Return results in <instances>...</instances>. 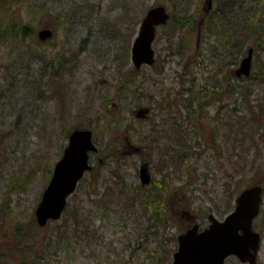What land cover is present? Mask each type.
<instances>
[{"label":"rangeland","instance_id":"rangeland-1","mask_svg":"<svg viewBox=\"0 0 264 264\" xmlns=\"http://www.w3.org/2000/svg\"><path fill=\"white\" fill-rule=\"evenodd\" d=\"M205 1L133 0V5L128 3V11L123 12L122 0H72L71 6L82 7L77 17L85 24H73L74 21L70 18L69 23H60L58 28L56 16L44 18L41 11L35 25L37 30L51 28V25L42 24L41 19L44 20L43 23L47 21L50 24L54 21L57 24L56 36L43 41L39 39L38 31L36 39L30 40L20 32L4 30L19 17H13L9 12L2 20L3 15L0 14V88L9 89L10 82L4 79L9 81L10 76L16 73L17 79L15 77L13 80L17 82L10 89L21 85V82L29 85V88L20 91L18 95H13L14 90H10L9 94L0 97V201L11 179L17 175L32 173L27 180V188L12 193L8 204L0 212V264H19L21 260L30 258L32 260L29 263H36L37 253L32 249L41 247V244L37 241V244L30 245L36 241L34 237L29 240L30 244L24 243L14 230V225L26 224L30 219L27 217L34 214L54 165L61 157L68 135L74 128H91L98 151L91 154L93 168L79 183L78 194L73 201L86 199V188L92 177L101 180L98 186H93V194L102 196L107 190L106 186L110 184L113 192L116 193L115 189L119 190L116 183L121 181L118 179L119 171L114 170V161L110 160L119 147L124 153L123 170L127 176V184H142L139 167L147 163L152 181L146 186L151 187V192L158 193V188L167 185L166 189L169 191L166 194L164 191V195H170L169 198L172 199L170 210L174 223L179 228L194 223H198L201 228L205 227L209 222L207 216L210 212L222 219L223 213L234 208L241 189L264 181V129L261 126L264 124V35L260 36V31L247 34L241 51L236 53L237 49H233L232 58L239 54L238 62L231 65L235 74L234 70L239 67L248 48H254L251 78L232 77L229 83L223 81V87L220 88L221 93L224 90L223 99L215 105L208 107L205 100L202 108H198L196 112L179 109L182 103L179 96L186 97L184 89L192 85L191 76L204 78H200L201 83H208V90L212 92L218 65L229 61L228 56H225L220 61L215 59L216 62L212 64L215 58L213 45L218 41L216 36L209 38L208 33H203L202 30L201 20L207 9ZM156 3L165 5L170 14L177 15L179 19L168 21L158 28L153 44L155 63L152 66L143 65L138 69L136 78L131 79L129 75H133L132 72L135 74L131 70V49L128 61L125 58L132 16H138L140 22L142 15ZM262 5L264 6V0L256 1L254 13L255 17L260 16L264 20ZM2 9L4 5L0 7V12ZM26 9L31 11L36 7L31 5ZM26 9L20 11V16L27 19L29 13ZM57 9L52 12L57 14ZM88 14H93L94 19L90 21L91 15L88 17ZM122 17H129L123 26ZM191 19L193 23H189ZM261 28L264 29L263 26ZM117 33L124 36L119 38ZM110 34H116L117 38H111ZM170 34L173 38L169 43ZM59 52L64 59L69 60L68 66L73 70L71 76L64 79L53 78L52 69L49 68L52 55L57 54L56 57L61 59ZM41 56L43 61L39 62L37 58ZM125 74L131 79L129 85L125 88L118 87L116 81L122 80ZM220 77L221 75L218 76ZM39 78H44V82L49 83L51 91H60L59 98L50 97L45 92L44 97H39L41 101L36 103L30 89L31 83H37ZM32 87L34 90V83ZM167 101L170 102L169 105H164ZM161 104L169 110L166 121L170 123L165 124L164 132L159 129L156 132L151 126H158L159 113H162L161 116L165 113L166 109L162 110ZM142 106L154 107V110L148 117L138 118L135 110ZM29 110L33 112L29 113ZM237 111L248 118L246 136L252 138L236 153L232 147L233 160L230 161L227 154L231 151L224 143L233 142L234 135L236 137ZM189 121L199 125L197 131L189 125L181 130V126ZM174 125L180 130L169 131L168 129L174 130ZM231 126L233 130L229 133ZM214 134L217 136L215 140ZM160 137L161 142L156 146L153 142ZM195 140H198L193 147L195 155L192 159H183L182 156L190 152L189 146L194 145ZM203 140L210 142L212 146L208 148ZM165 145H168V149ZM215 148L217 152L225 149L223 160H216ZM234 163H238V166L235 167ZM181 185L184 186L186 196L173 194L171 191ZM155 197L157 195L153 198ZM117 219H120L119 213L114 214L113 221L116 224L110 225L105 235L121 239L133 234L123 229V220L118 222ZM90 222L96 227L101 225L96 217L91 218ZM254 224L262 235L257 264H264V196L260 214ZM54 229V225L48 223L38 230V239H43L48 230L52 233ZM105 253L104 250L103 256ZM58 256L56 257L60 258ZM88 256L80 252L78 259L65 264H86ZM226 263L243 264L234 256L229 257Z\"/></svg>","mask_w":264,"mask_h":264},{"label":"trees","instance_id":"trees-1","mask_svg":"<svg viewBox=\"0 0 264 264\" xmlns=\"http://www.w3.org/2000/svg\"><path fill=\"white\" fill-rule=\"evenodd\" d=\"M71 1L72 0H0V7L4 5V9H2V12H0V14L3 15L2 20H4L5 14H8L9 12V15L13 17H19L18 20L10 22L9 25L4 28V30L20 32L21 34L27 35L28 39L30 40L36 39V33L38 30L37 26L35 25L39 21V12L41 11L43 12L44 18L46 16L52 18L55 15V18L59 20V23L58 20L55 21L58 24V28L60 23H69L70 18L72 21H74L73 24H85L81 22V19L77 17L78 12L82 10V7L78 6L75 8L74 5L71 6ZM256 1L258 0H214L212 8L208 11V13L205 12L202 17L203 33H208L209 38L216 36L218 41L215 45H213V53L215 58L212 64L216 62L215 59L220 61L225 56H228L229 61L222 65H218L215 72V75L217 77L216 83L214 85L215 87H213L212 92L210 91V89L208 90V83L206 85L201 83V77L199 78L198 76H191L190 82L192 85L190 87L186 86L184 89L185 93L187 94L186 97L182 98L181 96H179V99L181 100L180 102H182L180 103L181 106L179 109L187 110L188 112L193 113L196 112L198 108H202L205 100H207L208 107H210L211 105H215L216 102L223 99L222 93L224 92V90L222 93L220 92V88L223 87L222 82L227 81L229 83L232 77H234L235 79L236 77H238L236 74H233L231 69V65L238 62L237 56H239L238 54L237 56L232 58L234 47L237 49L236 53L237 51H241V47L243 48L246 43V36L251 31H254V34L256 30H258L260 31V36L264 35V29L261 28V26L264 27V20L260 16L259 18L255 17L254 13V3ZM122 2L124 3L121 4V8L124 7L123 12H125V10L128 11V3L133 5V0H122ZM31 5H33V7H36V9H31V11L27 10V6H29L30 8ZM56 8H58V12L57 14H54L52 11ZM22 9H26L29 13V17L27 19L20 16V11ZM90 15L88 14V17ZM92 15L89 18L90 21L94 19ZM177 17V15L174 16L171 14V20L169 21L179 19V17ZM122 18L123 24L121 23V25L123 26L124 23L129 19V17L127 19H125L124 17ZM184 18L186 19V17ZM43 21L44 20L41 19V23L45 26L51 25V29L53 30L52 37L56 36L57 24L54 21L50 24L47 21L43 23ZM131 23L132 26L130 25L131 27H129V33L126 39L125 59L127 61L129 59L132 39L137 31V25L139 23L138 16L134 14L132 16ZM189 23H193V19H191ZM117 35L119 36V38L124 36L122 33H117ZM117 35L110 34V37L114 39L117 38ZM172 38L173 36L170 34L168 37L169 43L172 42ZM208 42L210 43V41ZM238 48L240 50H238ZM56 55L57 54L51 56V64L49 67L50 69H52L51 72L53 78L64 79L67 76L70 77L73 70L68 66L69 60L64 59L61 53V59L57 58ZM65 56L68 55L66 54ZM32 59L35 58L32 57ZM37 60H39V62L43 61V56L37 58ZM16 63L14 65H16ZM131 70L135 71V74L131 71L133 75H129L130 78H136V73H139L138 69L135 66H132ZM17 75L18 73H16V75L12 74L9 78V81L7 79H4L5 81L10 82L8 84L9 89L0 88V97H4L6 93L9 94L10 90H14L13 95H18L20 94V91L29 88V85L27 83L23 84V82H21V85H17L14 89H10V86L13 83L17 82V80L14 81L15 77L17 79ZM219 75H221L220 78H218ZM6 78H8V76H6ZM130 78H128L126 75L122 80H117L116 85L118 87L123 86V88H125L126 85H129V82L131 80ZM249 78H251V75L249 76ZM202 79L204 78H201V80ZM42 82H44V78H39V80L37 79V83H31L30 92L34 94V99L35 101H37L36 103L41 101L39 97H44L45 92H47L50 97L59 98L60 91L53 92L51 91V87L48 86V82ZM33 83L35 84L34 90L32 87ZM206 97L208 98L206 99ZM46 99L48 98L46 97ZM183 99L185 102L183 101ZM169 103V101L164 102V105H169ZM164 105H160V108H162V110L166 109L165 113L163 112L162 116L160 115L162 113H159L160 119H162V121H160L159 119L158 126H151V128L156 130V132H158V129L161 130V132H164L166 130L165 124L170 123V121H166L168 119L167 115L169 113V110L168 108L164 107ZM218 107L222 109V106L219 105ZM223 107H225V104L223 105ZM153 110L154 107H152V111ZM32 112L31 110H29V113ZM237 112L238 119L236 120L235 124L236 137L234 135L233 142L226 141L224 143V146L231 151L229 154H227L230 161L233 160L232 147L234 153H236L237 150L240 151L245 147V143L247 140H250L252 138L246 136V127L249 126V124H247L246 122L248 118L243 116V113L239 111ZM29 113H27V115ZM22 114L25 115L24 113ZM26 117L27 116L25 115V118ZM262 121H264L263 117ZM188 125L194 131H197L199 128L198 124L194 125L193 122L189 121L185 125L181 126V130L183 131L184 128ZM261 126L264 129V124H262ZM173 128L174 130H168L171 132L180 130V128L178 126L175 127V125ZM232 130L233 129L231 126V128L229 129V133H231ZM213 137L215 140V138H217L216 134H214ZM160 142L161 137L158 140H154L153 143L156 146H159L158 143ZM164 143H166V141ZM197 143L198 140H195V144L189 146L190 152L186 154V156H182L183 159L189 160L193 158V155H195L193 147ZM204 144L208 148L212 146L210 145V142H207L206 140ZM168 145H165V147L167 148ZM121 149L122 148L119 147L118 151L114 152L110 157V160L114 161L115 164L114 170L119 171V175H121H118V179L121 181L119 182L117 180L118 182H116L119 186V190H114L116 191V193L113 192V188L110 187L112 185L110 184L106 186L107 190L103 192L102 196L93 194V186H98L101 183V180L99 178L98 180L92 177V179H90L89 186L86 188L85 193L87 194L84 193L87 200L79 198L78 200L73 201L78 194L79 188H77L75 193L69 198L66 209L61 219H59V221L56 220L49 222L54 225V231L50 233L51 231L48 230L43 239L39 240L37 237V232L42 227L37 224L34 214H31L30 217H27V219H30L26 224L14 225V230L16 231L17 235L22 238V240H24V243L30 244L28 243L29 240L34 237L36 241L30 245L37 244V241H39V244H41V247L36 246L32 249V251H35L37 253L36 263H34L33 261V264H57L56 261H62V264H65V262H72L73 259H78L80 252L89 255V260L85 262L86 264H144L146 262L147 264H165L171 260L172 254L177 248V235L180 232L184 231L186 227L179 228L174 223V216L172 214V211L170 210V202L172 201V199L170 200V195H164V191L165 194L169 191L168 189H166L167 185L164 188H158V193H152L150 190L151 187H147L146 185L138 184L132 186L127 184V176L125 174V171L123 170L124 153ZM224 153L225 149L222 152L221 150L217 152V149L215 148L214 155L216 154V160H223L225 158ZM231 164L233 163L231 162ZM237 164L238 163H234V166L236 167ZM91 170L86 174H89ZM31 175L32 173L30 172L17 175L7 183V187H5L6 190L4 189L5 191L0 201V212H2L5 204H8V198L12 193L27 188V185L29 183L27 180ZM84 177L82 180H84ZM171 191L173 194L179 193L186 196L183 185L178 186ZM154 195H157V197L153 198ZM157 198H159V200ZM121 207H123V209ZM116 213H119L120 216V219H117V221L121 222L123 220V229H126L131 233L133 232V234H128L121 239L117 238V236L108 237L107 235H105L108 227L110 225L116 224L115 221H113L114 214ZM224 214L225 213H223L222 216ZM95 217L96 219L100 220L99 224H101L97 227L95 226V224H92L90 222L91 218ZM127 226H130V228H127ZM131 228L133 229V231ZM114 232L116 233L117 230H115ZM117 240H119V242H117ZM104 250L106 252L105 256H103ZM56 256L60 258H57ZM30 259L21 260L19 264H31L29 263V261H31L32 259Z\"/></svg>","mask_w":264,"mask_h":264},{"label":"water","instance_id":"water-1","mask_svg":"<svg viewBox=\"0 0 264 264\" xmlns=\"http://www.w3.org/2000/svg\"><path fill=\"white\" fill-rule=\"evenodd\" d=\"M213 0H206V10ZM170 13L165 5L150 7L143 15L132 41L131 59L137 68L152 65L155 61L153 42L159 25L166 24ZM53 35L49 27L38 31L40 40ZM253 47L236 69L238 76L251 73ZM149 108L136 111L138 117H145ZM97 149L90 128H76L68 137L61 157L56 161L49 182L44 188L35 208V217L40 226L49 220H58L65 210L68 198L76 190L85 172L91 168L90 153ZM139 175L142 184L151 181L147 164L141 165ZM263 185L258 183L244 188L236 199L234 208L218 219L209 215L210 223L203 229L195 223L178 235V246L172 261L166 264H226L229 256H236L242 263L257 264L261 235L254 228V220L260 212Z\"/></svg>","mask_w":264,"mask_h":264},{"label":"flooded vegetation","instance_id":"flooded-vegetation-1","mask_svg":"<svg viewBox=\"0 0 264 264\" xmlns=\"http://www.w3.org/2000/svg\"><path fill=\"white\" fill-rule=\"evenodd\" d=\"M202 21V20H201ZM203 22V21H202Z\"/></svg>","mask_w":264,"mask_h":264}]
</instances>
